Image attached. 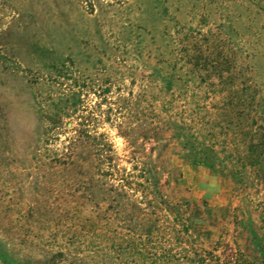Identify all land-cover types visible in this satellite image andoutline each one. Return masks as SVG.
<instances>
[{
  "label": "rangeland",
  "instance_id": "rangeland-1",
  "mask_svg": "<svg viewBox=\"0 0 264 264\" xmlns=\"http://www.w3.org/2000/svg\"><path fill=\"white\" fill-rule=\"evenodd\" d=\"M248 124L264 0H0V264H264Z\"/></svg>",
  "mask_w": 264,
  "mask_h": 264
},
{
  "label": "trees",
  "instance_id": "trees-1",
  "mask_svg": "<svg viewBox=\"0 0 264 264\" xmlns=\"http://www.w3.org/2000/svg\"><path fill=\"white\" fill-rule=\"evenodd\" d=\"M250 114H248L246 120H249ZM177 138L185 149L186 156L191 158V160L200 161L206 165H212L216 162L218 158L217 151H207L206 147L201 142H198L196 138L190 139L184 136L179 137V135ZM241 138L243 150L241 151L242 156L238 160L241 168L239 171H231V173L227 174L242 182L248 176V170H251L258 179L264 180V132L258 134L254 131L251 124L243 125L241 128ZM256 140L259 142H256ZM149 173L150 179L148 183L156 186L158 179L153 167H149Z\"/></svg>",
  "mask_w": 264,
  "mask_h": 264
}]
</instances>
